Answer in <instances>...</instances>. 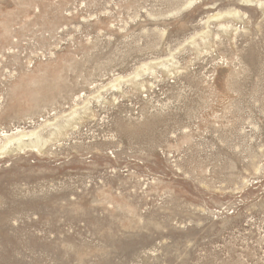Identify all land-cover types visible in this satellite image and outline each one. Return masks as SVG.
Masks as SVG:
<instances>
[{
	"label": "rangeland",
	"instance_id": "obj_1",
	"mask_svg": "<svg viewBox=\"0 0 264 264\" xmlns=\"http://www.w3.org/2000/svg\"><path fill=\"white\" fill-rule=\"evenodd\" d=\"M29 131L0 264H264V0H0V135Z\"/></svg>",
	"mask_w": 264,
	"mask_h": 264
},
{
	"label": "bare ground",
	"instance_id": "obj_2",
	"mask_svg": "<svg viewBox=\"0 0 264 264\" xmlns=\"http://www.w3.org/2000/svg\"><path fill=\"white\" fill-rule=\"evenodd\" d=\"M18 133L15 135L13 134V136H7L8 134L3 135V133L2 135H0V140L4 136L3 142L0 143V155L4 154L6 151H9L10 149L8 150V148H11V147H12L11 152L17 149H21V148L23 149V147L25 146H30L31 149L36 150L35 147L39 145L38 143L34 144L32 140H29L28 143L23 142V137L26 135L31 136L33 134V131H29L27 134H25L26 132L24 134H18Z\"/></svg>",
	"mask_w": 264,
	"mask_h": 264
}]
</instances>
